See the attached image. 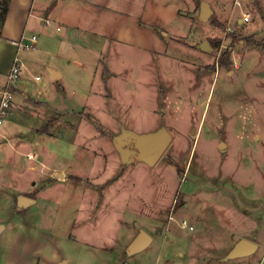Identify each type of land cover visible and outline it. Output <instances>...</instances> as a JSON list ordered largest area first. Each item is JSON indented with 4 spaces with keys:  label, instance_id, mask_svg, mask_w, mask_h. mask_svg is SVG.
<instances>
[{
    "label": "rangeland",
    "instance_id": "374dc122",
    "mask_svg": "<svg viewBox=\"0 0 264 264\" xmlns=\"http://www.w3.org/2000/svg\"><path fill=\"white\" fill-rule=\"evenodd\" d=\"M52 1L44 0L42 7ZM160 1L178 2L179 6V17L163 30L169 31L164 36L163 48L168 49L164 56L158 53L162 46L148 36L159 30L160 19L140 28L131 18L124 37L132 43H125V48L110 38L92 43L93 50L103 48L101 75L96 79L80 76L76 70L50 79V69L58 68L59 60L46 49L55 50L57 39L66 33L67 21L75 19L72 11L61 13L60 29L58 23L45 25L39 18L27 26L26 34L40 39L36 49L22 45L20 61L41 78L35 80L27 73L28 90L43 89L61 108L63 83L78 94H88L92 88L96 91L85 101L91 110L82 107L76 115L71 111L69 116L57 112L50 116L52 108L35 105L20 116L21 132L36 133L33 143L54 150L52 162L70 164L73 172L88 176L84 178L88 187H101L88 190L82 200L79 197L80 211L71 238L49 235L48 230L33 235L36 245L29 255L36 261L42 256V264H60L64 258H68L66 264H264V0ZM202 2L214 11L208 20L200 15ZM69 3L64 1V7ZM119 3L124 5L110 4L112 8L106 11L109 21L114 20L108 30L112 38L119 35L126 15L119 10L136 11L135 0ZM245 15L250 16L247 22ZM143 18H149L148 14ZM78 34L60 42V51L96 62V53L78 44ZM144 35L149 37L148 50L140 52L136 44ZM203 40L214 43L213 49L202 50ZM229 48L234 50L232 64L220 66L219 59ZM12 60L9 51L0 52V68ZM107 60L115 73L109 74ZM78 94L71 95L72 103H80ZM39 95L33 98L39 100ZM89 113L114 137L98 130L88 119ZM50 128L54 138L43 133ZM162 134L169 135L170 142L161 157L155 162L141 157L135 140ZM120 171L118 180L109 183ZM254 176L259 178V193L229 178L251 184ZM15 179L21 184L23 177ZM35 180L33 192L44 183L43 178ZM70 189L63 195L54 188L44 200L23 209L16 207L17 194H0V264L12 261L10 251H28L20 240L14 245L13 241L20 228L23 238L32 239V229L25 228L31 214L46 224L56 215L58 223L67 221L78 205L70 202ZM176 201L181 205L174 209ZM241 212L247 214L241 216ZM184 219L195 228L184 227ZM141 230L152 235V242L129 252ZM237 236L257 242L258 249L248 256L223 260Z\"/></svg>",
    "mask_w": 264,
    "mask_h": 264
},
{
    "label": "crops",
    "instance_id": "0c3cea01",
    "mask_svg": "<svg viewBox=\"0 0 264 264\" xmlns=\"http://www.w3.org/2000/svg\"><path fill=\"white\" fill-rule=\"evenodd\" d=\"M64 1L66 2H72L76 3L71 5L72 3L67 4L64 7ZM124 0H54L52 1L47 7L43 8V2L44 0H12L10 9L5 21V24L2 28V36L0 37V49L1 53L3 54L4 51H9V53L12 56V62L16 61V59L20 60V50L22 47L21 41L28 40L31 41L32 35L26 34V29L28 24L36 18H39L40 22L43 24H49L52 22L58 23L57 29H60L61 26L60 23L63 20V16H61V13L65 11V13H68L72 11L75 15L74 21H67V30L65 35L60 36V39H57V42L55 43L56 47L54 49H46V51H49L50 53H54V56L57 60H59V66L58 68H51V76L52 71L56 73V78L63 77L67 71H77L76 73L80 74V76H91L94 79L96 77L101 75L100 72V62H102L103 57H100V54L103 53V48L100 47L98 50L91 49V45L96 40H105V38H110L112 41L118 42V44L125 48V43L130 44L132 43L128 38H125L124 35L127 32V29L125 28L126 25H129V20L132 21L131 18L134 20L135 26H139L140 28H148L146 25L152 24V23H158V19H160V25L159 30H152V33H148V36L151 38L152 36L155 38V42H158L160 46H162L158 53L164 56V53L168 51V49L163 48V43L166 42V35L169 36V31L163 32L165 29V25H168L172 23L176 18L179 17V6L178 2L173 3H166L164 4L160 0H135L136 1V11H133V13L130 12H123V10H119L120 13L126 15L123 17L122 24L119 26V35L110 37L108 30L113 25V18L109 19L107 18L106 11L110 7V4H120L119 2ZM61 3L63 5H61ZM38 4L40 7H38ZM66 4V3H65ZM61 5L62 7H59ZM124 5V4H120ZM66 8V9H65ZM42 9V10H41ZM173 10V11H172ZM130 11V10H129ZM109 13V12H108ZM119 13V14H120ZM149 18H143V15H147ZM177 16V17H176ZM76 17L80 18L78 21L76 20ZM103 18V19H102ZM155 19V22L153 20ZM68 20V19H66ZM83 21V22H82ZM132 21V22H133ZM152 21V22H151ZM102 24V25H101ZM99 25H101L99 27ZM130 26V25H129ZM179 29V28H178ZM184 30V29H183ZM72 33H79V43L75 42L74 47L77 49V43L82 45L83 49H89L93 50L96 53V62L90 63L89 61L86 62L85 59L80 58L79 55L73 54V53H62L60 51V48L58 44L64 39H68ZM176 34V32H174ZM172 33V34H174ZM178 33V32H177ZM147 34V33H146ZM150 34V35H149ZM127 35V34H126ZM147 35H144V38H139V41L136 45L141 51L148 50V45H146V41L149 37H146ZM39 36L37 35V40L34 43V48H37V41H39ZM77 41V40H75ZM134 43V42H133ZM72 44V43H71ZM57 49V50H56ZM152 51H155L156 49L149 48ZM64 55V56H63ZM99 62L97 63V61ZM111 61V60H110ZM23 65V72L20 80L18 81L16 87H15V101L14 105L11 109L9 117L4 121V125L0 127V194L2 193H9V194H17V199L20 195H27L34 199V202L30 203L26 207H19V204H16L17 209L21 208H27L32 205H36L37 201L42 199L44 200V197L47 196L48 191H51L52 189H59L61 190L62 194L64 195L66 189L70 188L69 190L73 192L70 195V202L73 204H78L77 206H74V209L72 210V213L69 214L67 217V221L64 222L63 219L58 223V215L57 218L53 221H50L48 224L44 223L43 220H39L38 216L36 214H31L29 219L30 222H26V229H32V239H28L27 237L23 238V231H21V228L16 231L15 240L13 241V245L15 243H18L19 240L24 243L26 246V249H28L27 252H25L24 248L20 249L18 252H12L10 251L9 257L12 259L11 262H8V264H42V256L38 258L36 261L35 258L30 257L29 253L30 251H33V247L35 244V238L33 235H43L46 233V231H50L49 235L51 234H61L65 237L71 238L73 236V228L76 226L77 223V217L78 212L80 211V203L84 195L87 193L88 190L94 189L95 187H88L86 182L84 181V178H88V176L78 174L76 172H73V168L70 164L64 163V164H58L51 161L52 153H54V150H46L44 147H41L35 143H33L34 139L36 138V133L34 134V138L28 137L26 134H23L21 131L23 129V126L19 123V120H21L20 116L22 113L31 111L33 107L31 106H41L44 105L46 107L52 108V114L54 112L59 113L63 116H69L71 115V111L74 114L79 108L86 107V108H92L91 105L85 103V101L89 98V96L96 92L95 90L90 89L88 94H85V92H79L78 90L74 88H70L66 84H61V93L63 95V104L62 108L59 106H56L53 102H51L50 97L44 93L43 89H39L38 91L33 92L28 90V84L26 82L27 79V73L31 74V77H33L35 80H41L36 79V74H33L31 70L28 68V66L20 61ZM11 64L8 65V67L2 69L0 68V84H3L6 80L7 74L9 73L11 69ZM107 67L109 69L110 73H115L113 66L111 63L106 61ZM5 77V80H3ZM50 76L51 80L52 79ZM258 79V78H257ZM256 79V80H257ZM94 81V80H93ZM255 82V79H254ZM264 84V83H263ZM264 91V86L261 88ZM36 94L39 95V100H36L33 98ZM72 94L79 95L78 99L80 103H72L70 99H72ZM32 99V100H31ZM81 99V100H80ZM35 100L36 103L33 102ZM82 101V102H81ZM34 103V104H33ZM37 111V109H35ZM76 115V114H74ZM3 124V123H2ZM53 128L50 130H47L46 134H49L52 138H54L53 134ZM53 169V170H51ZM71 170V171H70ZM3 171V172H1ZM63 172L64 177L62 180L57 181L54 180V177L56 176V173ZM2 173V174H1ZM75 176L79 179H72L70 177ZM32 175L28 180L26 181V176ZM124 176V175H123ZM122 176V177H123ZM21 178L23 177L21 184H19L18 179L15 178ZM121 177V178H122ZM228 177V176H227ZM226 177V178H227ZM41 179L43 178L44 183L41 184L40 187L36 191L31 190V186L33 185V182L36 181L35 179ZM120 178V179H121ZM233 182L236 184H245L248 188H251L256 193H259V178L258 176H254V181L251 184L243 183L242 181H238V179H233L229 177ZM46 180V181H45ZM118 182V181H117ZM76 183H78V188H76ZM78 191V192H77ZM193 192L192 194H194ZM195 196V195H193ZM48 197V196H47ZM81 197V200L80 198ZM50 198V197H49ZM78 199V200H77ZM188 206V201L186 203ZM194 211V210H193ZM196 212V211H194ZM98 213V212H97ZM58 214V213H57ZM194 216L195 213H192ZM247 214L246 212H241V216ZM25 220V219H24ZM38 220V221H37ZM31 224V226H30ZM191 224V223H190ZM193 225V224H192ZM194 226V225H193ZM7 224L2 227L3 229H6ZM195 228V226H194ZM193 228V229H194ZM192 229V230H193ZM190 230V229H189ZM22 232V233H21ZM21 236V237H20ZM241 238L240 236H237L232 240V245L237 243ZM48 240H46L45 245H47ZM12 245V246H13ZM31 245V246H30ZM11 246V250H12ZM233 247V246H232ZM230 247V249L232 248ZM15 250V249H14ZM14 256V257H13ZM25 257V258H24ZM14 258V260H13ZM68 263V258H64L61 260L60 264H66Z\"/></svg>",
    "mask_w": 264,
    "mask_h": 264
},
{
    "label": "water",
    "instance_id": "95a60500",
    "mask_svg": "<svg viewBox=\"0 0 264 264\" xmlns=\"http://www.w3.org/2000/svg\"><path fill=\"white\" fill-rule=\"evenodd\" d=\"M213 9L207 2H202L201 9H200V15L203 19L208 20L212 14ZM199 47L202 50L208 51L212 50L213 46L210 44L208 40H203ZM56 73L52 71V79L56 78ZM29 137H33L34 134L31 132L28 134ZM136 148L138 149V153L141 157L147 159L150 162L157 161L165 149L167 148L169 142H170V136L167 134H162L159 137L156 138H144V139H136ZM221 145H224V143H221ZM57 178H63L64 173L58 172L56 173ZM19 206H27L30 203L34 202V199L25 195H20L18 198ZM153 240V237L150 233H148L146 230H141L140 233L134 238V240L131 242V244L128 247L129 252H137L145 247H147ZM258 249V243L247 239L242 238L240 239L235 246L232 248V250L223 258V260H229L230 258H237V257H243L248 256L250 254H253Z\"/></svg>",
    "mask_w": 264,
    "mask_h": 264
},
{
    "label": "built area",
    "instance_id": "2783aa9c",
    "mask_svg": "<svg viewBox=\"0 0 264 264\" xmlns=\"http://www.w3.org/2000/svg\"><path fill=\"white\" fill-rule=\"evenodd\" d=\"M250 20L249 15L243 17V21L247 22ZM37 40V35H32L31 41L23 40L21 44L25 47L32 49L34 48V43ZM23 64L20 60L16 59L12 65L9 73L7 74L6 80L3 84H0V124L9 117L11 109L15 101V87L20 80L23 72ZM36 79H40V76H36ZM183 226L192 230L194 226L189 224L187 219H184ZM128 264V263H126Z\"/></svg>",
    "mask_w": 264,
    "mask_h": 264
},
{
    "label": "trees",
    "instance_id": "16d2710c",
    "mask_svg": "<svg viewBox=\"0 0 264 264\" xmlns=\"http://www.w3.org/2000/svg\"><path fill=\"white\" fill-rule=\"evenodd\" d=\"M11 1L12 0H0V37L2 36V28L5 24L9 9H10V5H11ZM212 46L214 47L215 44L211 43ZM233 48H229L224 55L219 59V65L220 66H226V67H230L232 64V60H231V55L233 52ZM88 119L91 120V122L94 124V126L100 130L103 134H108L114 137V133L107 131L104 129V127L102 126V124L97 120L94 119L92 114L89 113L87 115ZM177 171L180 173L181 169L177 168ZM122 171H120L117 175H115L113 178L109 179V183L118 180V178L121 176ZM73 179H79L78 177L73 176ZM96 188H101L100 185H94ZM181 205V202L176 201L175 205H174V209H176L177 207H179Z\"/></svg>",
    "mask_w": 264,
    "mask_h": 264
}]
</instances>
